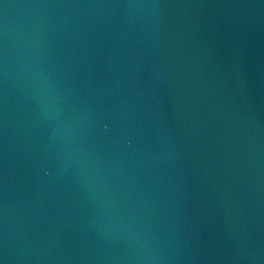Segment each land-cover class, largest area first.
Here are the masks:
<instances>
[{
	"label": "water",
	"instance_id": "1",
	"mask_svg": "<svg viewBox=\"0 0 264 264\" xmlns=\"http://www.w3.org/2000/svg\"><path fill=\"white\" fill-rule=\"evenodd\" d=\"M0 264H264V0H0Z\"/></svg>",
	"mask_w": 264,
	"mask_h": 264
}]
</instances>
